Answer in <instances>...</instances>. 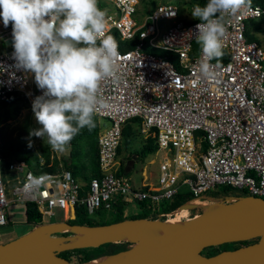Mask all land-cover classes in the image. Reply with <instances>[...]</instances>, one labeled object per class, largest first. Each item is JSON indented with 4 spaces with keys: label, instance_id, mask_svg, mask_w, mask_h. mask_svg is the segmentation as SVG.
<instances>
[{
    "label": "built area",
    "instance_id": "2783aa9c",
    "mask_svg": "<svg viewBox=\"0 0 264 264\" xmlns=\"http://www.w3.org/2000/svg\"><path fill=\"white\" fill-rule=\"evenodd\" d=\"M105 1L106 36L114 31L132 45L117 47V71L99 84L95 116L104 122L96 136L98 174L80 183L64 166L53 170L40 161L31 167L10 160L7 168L20 175L9 200L33 202L40 223L55 207L62 209V220L72 218L77 201L91 215L109 209L118 197L126 204L145 200L148 215L165 216L174 210L163 212L159 203L180 190L193 195L190 200L224 185L264 197V48L246 37L251 22L264 15V2L251 3L230 19L223 56L208 61L213 75L202 78L199 65L206 57L195 39L199 19L181 17L178 4L168 0L137 18L138 0ZM163 19L169 23L161 28L158 21ZM12 45V24L0 22V102L14 92L32 107L42 90L34 74L15 69ZM129 118L136 119L141 138L151 137L155 150L162 151L151 185H134L118 172L117 146ZM2 176L0 169V225L7 222L9 202ZM235 197L210 198L224 202Z\"/></svg>",
    "mask_w": 264,
    "mask_h": 264
},
{
    "label": "clouds",
    "instance_id": "9594fccd",
    "mask_svg": "<svg viewBox=\"0 0 264 264\" xmlns=\"http://www.w3.org/2000/svg\"><path fill=\"white\" fill-rule=\"evenodd\" d=\"M250 4L207 0L193 5L191 15L200 21L195 39L206 57L199 65L202 78L213 75L208 61L223 56L230 19ZM0 18L5 27L12 24L15 69L34 74L42 90L32 101L40 127L29 135L47 137L53 151L63 152L81 129L95 127L100 81L117 71V44L105 34L106 13L98 0H0Z\"/></svg>",
    "mask_w": 264,
    "mask_h": 264
},
{
    "label": "water",
    "instance_id": "95a60500",
    "mask_svg": "<svg viewBox=\"0 0 264 264\" xmlns=\"http://www.w3.org/2000/svg\"><path fill=\"white\" fill-rule=\"evenodd\" d=\"M216 203L217 207H204L181 223L150 216L99 224L36 223L0 242V264H89L71 261L58 252L121 239L130 242L126 248L91 264H264V197L244 194ZM154 227L159 231H153ZM58 230L81 235L75 239L51 235ZM249 239L232 248L200 253L205 246Z\"/></svg>",
    "mask_w": 264,
    "mask_h": 264
},
{
    "label": "rangeland",
    "instance_id": "374dc122",
    "mask_svg": "<svg viewBox=\"0 0 264 264\" xmlns=\"http://www.w3.org/2000/svg\"><path fill=\"white\" fill-rule=\"evenodd\" d=\"M102 1L103 9L109 6V3L105 0ZM148 0H138L136 5L137 11L135 13L136 16L141 14H145L148 11L147 4ZM153 4L157 2H164L166 0H152ZM170 2L175 1L179 8H180V16L181 17H192L191 10H189L190 5H192L191 0H168ZM101 9V7H100ZM169 23V20H159L158 25L161 28H164ZM256 23V22H255ZM255 23L250 29V34L253 40H256L260 43L264 48V34L259 30L260 27L263 26V23H258L257 26ZM264 64V61H263ZM100 118L94 116V120L98 121ZM40 125L37 123L35 119V115L32 111V107L29 105L27 100L22 97L18 96L13 101H1L0 102V156L6 155L5 159L0 160V169L1 173L3 174L4 179V186H5V196L9 200L12 198V194L10 193L11 187L15 184V178L20 175L19 171L11 170L7 168V162L10 160H20L28 163L29 166L33 167L35 162H41L43 167H48L53 170H57L59 167L64 166L65 158H68V161L73 162L78 158V161L84 163L85 168L78 174V177L83 179L82 175L85 176L90 175L91 169L89 165H87V160H84V156H82V152L80 149L83 148L82 139L94 138L97 133L90 134L86 138L82 137H74L66 150L63 152L53 151L51 146L47 142V137L37 138L35 136H30V130L34 128H39ZM133 132L129 136V140L127 142L120 140L119 150L117 154V160L120 161V165L124 168L125 165H129L130 169L125 171V174L129 177V180L134 185H139L142 181L141 178L145 175L146 180L153 181L156 183V176H157V161L160 159L162 155V151L160 150H153L147 153L145 156L135 158V155L132 154V151H137L138 148L142 145L143 139L142 136L139 135L135 129V123L132 124ZM98 132V131H97ZM89 140H87V145ZM31 144V147H29ZM86 147V146H85ZM73 150L75 154H71L69 156V151ZM78 151V152H76ZM78 156V157H77ZM36 157V158H35ZM153 159V160H151ZM72 166H69L71 169ZM143 171V174H142ZM143 175V176H142ZM86 178V177H84ZM6 179V180H5ZM78 179V178H77ZM143 179V178H142ZM79 180V179H78ZM85 181V180H84ZM216 189H210L204 194V197L198 198L200 201H205L207 204H210L211 201H216L210 193H213ZM219 190V189H217ZM213 199V200H212ZM216 199V198H215ZM210 201V202H208ZM206 204V205H207ZM213 204H215L213 202ZM134 202H128L124 206V210L126 214L130 213V210H134V212H139L140 209ZM203 203H199L198 201H187L183 205L176 208L174 213H170L171 216L178 215L177 218L180 220V223L189 218L192 214L198 212L199 207H207ZM183 208L182 210H180ZM111 207L109 209H99L98 211H94L90 218H93L96 221H106L109 222L113 214L111 212ZM5 213L7 222L5 224L0 225V242L6 241L11 239L20 233L28 230L33 226L31 223L25 222L24 217V203L21 201L16 200H9L5 207ZM67 212H64V215ZM69 214V212H68ZM181 214V215H180ZM156 216V215H155ZM171 216L165 215V219L170 218ZM63 214L62 209L55 207L53 209L52 215H44L42 222H51L62 220ZM66 220V219H65ZM69 230H58L51 233L52 236H59L60 238H67L65 234ZM71 233V232H70ZM71 238V237H68ZM239 245L238 243H230L225 242L219 245H213L207 249H202L201 252H208L214 253L217 249H224V248H232L234 246ZM200 252V253H201ZM79 254L76 253H69L68 258L71 261L77 262Z\"/></svg>",
    "mask_w": 264,
    "mask_h": 264
},
{
    "label": "trees",
    "instance_id": "16d2710c",
    "mask_svg": "<svg viewBox=\"0 0 264 264\" xmlns=\"http://www.w3.org/2000/svg\"><path fill=\"white\" fill-rule=\"evenodd\" d=\"M191 1H192V4H200L201 6H203L207 2V0H191ZM173 2H175V1H173ZM263 2H264V0H251V3L262 4ZM101 4H102V1L98 0V7L99 8L101 7ZM147 4L150 6L147 8V9H149V8H151V6H153V1L148 0ZM260 22L263 23V26L260 27L259 30L264 34V15H262L258 20L251 22V29H252V26L254 23L257 26V24ZM110 36L115 40L117 47L120 49L128 48L132 45L131 41L127 42V41L119 39L116 36L114 31L110 32ZM246 37H247V39H252L249 31L246 32ZM153 51H155V50H153ZM18 96L19 95L15 94L14 92L9 93L6 101H8V102L13 101ZM133 123H136L135 118H129V119L125 120L124 123L122 124L121 139L125 142H127L129 140V136L133 132V129H132ZM99 126H100V123H97V121H95V127L94 128L89 130L87 127H85L83 129H81L80 132L75 137H79V138L85 137L86 138L90 134H95V133H97ZM96 136H97V134H96ZM96 136L94 138H90V137L88 138L87 137L86 139H82L83 148L80 149V151L82 152L81 155L84 156V158H85L84 160H87V162H88L87 165L91 166L90 167V169H91L90 175H87V176H85L84 174L82 175V177L85 181H87L90 177L96 176L98 174V165H97V159H96L97 158ZM87 140H89L88 145H87ZM155 149H156V145L152 141V138L146 137L145 139H143V143L138 148V150L132 151L133 152L132 154L135 155V158L142 157V156H145L147 153H149ZM118 150H119V145L117 146V153H118ZM76 152H78V151H76ZM68 154H69V156L71 154L77 155V153L75 154V152L73 150H70ZM64 162H65L64 167L68 168L73 176H78V174L81 173L83 168H85L84 163H82L81 161H78V158H76L74 163L68 161V158H65ZM69 166H72L71 169L69 168ZM44 168L50 169L48 167H44ZM122 171H123V167L120 165L118 168V172H122ZM84 177H86V178H84ZM224 194L233 195V196H241V195L247 194V192L245 190H235L232 187L224 185L223 187L219 188V190L216 189V190H214L213 193H210V195H212L213 197H217V196L224 195ZM191 198H193V195H191L189 192H187L185 190L177 191L169 199H164L163 201H161L159 203L160 210L163 212L172 211V210L178 208L181 204L190 200ZM135 202H136L137 206L139 207L140 211L132 213V214H124L123 208L126 205V201L121 200L119 197L114 199L112 201V205H111V209H110L112 214H113V217L110 221H115V220H119V219L126 218V217H149V216L150 217H159L161 219H165L164 215L157 216L156 213H152L151 215H148V213L146 212V209L144 208L145 204H146L145 200H141V201L137 200ZM203 208L204 207L200 206L198 211H200ZM98 210L99 209H97V211ZM24 217H25V222L31 223V224H36L41 219V215L38 212V210L35 207V204L33 202L26 201L24 203ZM66 220L70 223H79V224L106 223V221H96L93 218H90L89 215H87L85 213L83 205L79 201L75 202V204H74V215H73V217L68 218ZM64 232H66L65 234H70V231H64ZM250 241H252V240L249 239V240L230 241V243H232V244L233 243L244 244V243H247ZM129 243L130 242L128 240L121 239L118 241L101 243L97 246H87V247L65 249V250L59 251L58 254L69 259L68 258L69 253H76V254H79V256L77 258V262H85V261L100 257L102 255L111 254V253L116 252L117 250L124 249L127 247V245ZM209 247H211V246H205L202 249H207ZM218 250L219 249H217L216 251H218ZM202 254H210V253L204 252Z\"/></svg>",
    "mask_w": 264,
    "mask_h": 264
},
{
    "label": "bare ground",
    "instance_id": "6f19581e",
    "mask_svg": "<svg viewBox=\"0 0 264 264\" xmlns=\"http://www.w3.org/2000/svg\"><path fill=\"white\" fill-rule=\"evenodd\" d=\"M194 200H196V201H198L199 203H203V204H207L205 201H200L199 199H197V198H194V199H192V201H194ZM213 200V199H212ZM191 201V200H190ZM208 202H210V201H208ZM213 202L215 203V204H213ZM252 204H254V203H252ZM252 204H250V205H252ZM208 208H213V207H217L218 206V204L216 203V201H211L210 202V204H207L206 205ZM250 206H245V208L247 209V208H249ZM183 208H181L180 210H182ZM176 210V209H175ZM175 210L172 212V213H174L175 212ZM66 212V211H65ZM171 213V214H172ZM171 214H169L168 216H171ZM181 215V214H180ZM178 217V215H174V216H171L170 218H167L166 220L167 221H173V222H178V223H180V220H178L179 218H177ZM153 231H159V229L157 228V227H154L153 229H152ZM81 235V233L80 232H76V231H73V232H71L69 235H66L67 236V238L68 237H71V238H69V239H75V238H77V237H79ZM109 257V255H107V254H105V255H102V256H100V257H97V258H94V259H91V260H88V263L89 264H91V263H97V262H101V261H103V260H105V259H107Z\"/></svg>",
    "mask_w": 264,
    "mask_h": 264
},
{
    "label": "crops",
    "instance_id": "0c3cea01",
    "mask_svg": "<svg viewBox=\"0 0 264 264\" xmlns=\"http://www.w3.org/2000/svg\"><path fill=\"white\" fill-rule=\"evenodd\" d=\"M0 22H3V21H2V18H0ZM98 118H99V117H98ZM103 122H104V120H102L101 118L97 121V123H100V125H101ZM99 128H100V126H99ZM151 160H153V159H151ZM118 161H119V160H118ZM119 162H120V161H119ZM129 169H130V166H129V165H128V166L125 165V167L123 168V171H122V172L125 173V171H128ZM142 174H143V171H142ZM142 176H143V175H142ZM74 177H75L76 179L78 178L79 180H78V179H77V180H78L80 183H83V182H84V179H81V178H79L78 176H74ZM145 177H146V176L144 175V176L142 177L143 179L141 178L142 181H141L140 183H145V182H146V183H148L149 185L153 184V181L146 180ZM134 203L136 204L135 201H134ZM136 205H137V204H136ZM136 205H135V206H136ZM137 207H138V206H137ZM130 211H131L130 213H135L134 210H130ZM123 213L126 214V212H125L124 209H123ZM71 215H74V213H73V214H70V216H71Z\"/></svg>",
    "mask_w": 264,
    "mask_h": 264
},
{
    "label": "flooded vegetation",
    "instance_id": "af4514ba",
    "mask_svg": "<svg viewBox=\"0 0 264 264\" xmlns=\"http://www.w3.org/2000/svg\"><path fill=\"white\" fill-rule=\"evenodd\" d=\"M217 245H219V244H217ZM210 246H213V245H210ZM58 255H60V254H58ZM62 256V255H61Z\"/></svg>",
    "mask_w": 264,
    "mask_h": 264
}]
</instances>
